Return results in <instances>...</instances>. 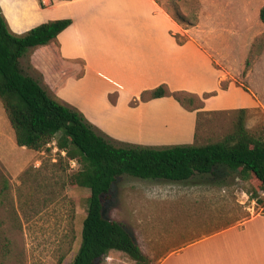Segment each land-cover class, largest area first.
Wrapping results in <instances>:
<instances>
[{
  "label": "rangeland",
  "instance_id": "1",
  "mask_svg": "<svg viewBox=\"0 0 264 264\" xmlns=\"http://www.w3.org/2000/svg\"><path fill=\"white\" fill-rule=\"evenodd\" d=\"M159 3L171 15L179 10L187 17L192 23L184 25L187 28L201 27L199 39L216 49L215 57L230 80L235 78L237 84L251 88L258 96L263 105L248 109L247 127L252 132L263 130L264 22L260 11L264 0H178L176 3L159 0ZM193 31L197 30L193 28ZM176 35L179 44L189 38V35ZM181 39L184 42H179ZM30 51L21 59V66L25 73L42 83V74L31 61L34 50ZM187 72H194L193 65L187 67ZM110 74L105 77L110 78L116 90L110 91L107 100L114 105L122 89L115 79L117 72ZM109 81L105 79L103 85ZM162 85L168 90L164 97L173 98L187 110L198 111L196 143L191 144L218 142L234 130L237 110L203 111V102L224 93L228 81L221 90L200 96ZM102 86L101 79L95 76L88 82L87 92L96 95L89 96L99 106L106 88ZM155 88L144 90L135 103L157 99L148 97ZM175 94H179L182 102ZM61 102L76 108L91 123L78 107ZM158 109L153 105L148 114L136 115L135 127L166 126L175 132L186 122L175 107ZM103 110L105 119L116 112L122 114L121 110H111L106 105ZM106 122L109 125V120ZM94 126L111 138L114 145L130 144ZM79 168V162L70 160L54 142L41 151L18 146L0 100V264L72 263L81 243L90 196L88 189L71 184L70 177ZM253 195L264 199L263 191H257L256 181L245 180L226 167H221L215 175H198L186 182L123 175L117 178L110 198L104 201V215L125 225L150 257L151 264H163L169 256L166 264H264V218L248 222L264 216L262 205L256 203ZM103 264L137 263L123 252L111 251Z\"/></svg>",
  "mask_w": 264,
  "mask_h": 264
},
{
  "label": "crops",
  "instance_id": "2",
  "mask_svg": "<svg viewBox=\"0 0 264 264\" xmlns=\"http://www.w3.org/2000/svg\"><path fill=\"white\" fill-rule=\"evenodd\" d=\"M0 6L17 34L51 20H72L53 43L33 49L32 64L40 70L41 84L55 94L53 97L78 107L91 123L123 143L150 146L196 143L197 110H187L169 97L135 103L144 90L162 84L173 91L184 90L200 96L221 90L228 81L224 93L203 102V111L207 112L255 109L263 105L251 88L237 84L235 78L230 80L215 57L216 49L199 39L201 27L187 28L178 23L155 0H53L50 5L40 0H0ZM193 33L196 35L190 36ZM176 34L189 38L179 44ZM192 65L194 72L188 73L187 67ZM114 71L122 92L117 94L113 105L107 97L116 89L105 76L110 77ZM94 76L101 79V86L105 79L109 81L102 86L106 88L104 101H99L101 106L93 99L96 95L87 92L88 82ZM105 105L111 110H121L122 114L116 112L105 119ZM153 105L158 110L175 107L186 122L175 132L166 126L136 128V115L148 114Z\"/></svg>",
  "mask_w": 264,
  "mask_h": 264
},
{
  "label": "trees",
  "instance_id": "3",
  "mask_svg": "<svg viewBox=\"0 0 264 264\" xmlns=\"http://www.w3.org/2000/svg\"><path fill=\"white\" fill-rule=\"evenodd\" d=\"M172 17L182 25L192 24L179 10ZM260 18L264 22V8ZM71 24V19L51 20L17 34L0 6V100L16 143L41 151L55 142L59 151L80 164L70 177L71 184L90 192L81 243L71 264H103L111 251L123 252L137 264H151L150 257L125 225L104 215V201L110 198L114 183L123 175L186 182L198 175H215L226 167L245 180L254 179L257 191L264 193V129L252 132L247 127L246 108L237 110L234 130L218 142L162 148L132 144L119 147L80 111L50 95L38 79L25 73L20 60L30 50L53 43ZM167 94L166 86L160 85L148 97ZM179 94L175 96L182 102ZM252 198L262 205L264 215V199L255 195Z\"/></svg>",
  "mask_w": 264,
  "mask_h": 264
},
{
  "label": "built area",
  "instance_id": "4",
  "mask_svg": "<svg viewBox=\"0 0 264 264\" xmlns=\"http://www.w3.org/2000/svg\"><path fill=\"white\" fill-rule=\"evenodd\" d=\"M41 2H42V4H44V5H50V4H52V1L53 0H40ZM55 143V142H54Z\"/></svg>",
  "mask_w": 264,
  "mask_h": 264
}]
</instances>
